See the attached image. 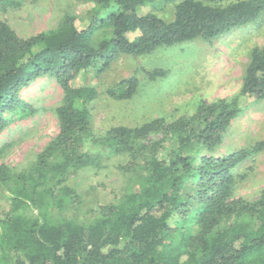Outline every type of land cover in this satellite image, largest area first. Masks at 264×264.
Returning <instances> with one entry per match:
<instances>
[{
	"label": "trees",
	"instance_id": "trees-1",
	"mask_svg": "<svg viewBox=\"0 0 264 264\" xmlns=\"http://www.w3.org/2000/svg\"><path fill=\"white\" fill-rule=\"evenodd\" d=\"M223 1L75 0L86 7L81 28L72 10L55 29L28 39L0 18V134L14 119L32 114L21 94L39 80L52 79L62 91L58 134L34 167L16 174L0 165V185L10 186L13 195L0 220V264H264V191L251 202L233 197L235 170L264 151V140L250 151L216 154L231 123L248 109L241 101L264 100V45L249 53L232 99L200 103L192 116L172 122L156 118L113 128L104 137L91 130L88 106L97 92L75 85L81 74L104 73L123 56L217 41L264 16V0ZM15 5L0 0V14ZM168 8L170 21L157 14ZM130 34L137 36L130 40ZM146 75L155 82L167 72ZM118 88L108 96L130 100L138 81L131 77ZM87 142L98 152L83 151ZM118 157L126 159L121 172L137 178L130 194L99 206L90 221L48 213L62 206L76 212L80 200L66 185L68 177L101 170ZM29 206L38 216L25 214Z\"/></svg>",
	"mask_w": 264,
	"mask_h": 264
},
{
	"label": "rangeland",
	"instance_id": "rangeland-1",
	"mask_svg": "<svg viewBox=\"0 0 264 264\" xmlns=\"http://www.w3.org/2000/svg\"><path fill=\"white\" fill-rule=\"evenodd\" d=\"M13 1L17 5L1 13L0 18L21 39L55 29L61 18L72 10L78 15L77 26L82 27L81 16L86 7L76 4L75 0ZM236 1L246 0H224L221 5ZM157 14L170 21L172 8ZM136 36L128 35L130 40ZM263 45L264 16L261 21L247 24L217 41L197 39L160 48L143 57L123 56L104 73L81 74L75 85L91 87L97 92L96 99L88 106L93 135L104 137L113 128H136L156 118L172 122L192 116L200 103L232 99L240 90L249 53ZM155 69L165 70L166 77L151 82L146 73ZM131 77L138 81L133 98L117 100L108 96L109 90L118 91L119 84ZM21 97L31 107L32 114L14 119L0 134V148L3 149L0 165L16 174L28 173L34 167L37 155L57 136L56 109L60 106L62 91L54 80L45 78L24 91ZM241 103L248 105V109L224 134L216 152L219 156L250 151L257 142L264 140V100L255 102L248 98ZM83 151L96 153L98 148L87 142ZM125 163L126 159L118 157L106 161L101 170L72 173L66 185L77 193L79 208L74 212L60 206L59 209L49 208L48 213L79 222L92 220L99 206L115 204L136 188L137 178L124 175L120 170ZM9 187L0 185V220L11 209L13 195ZM263 191L264 151L249 155L237 167L233 197L251 202ZM38 213L32 206L25 210L30 217H36Z\"/></svg>",
	"mask_w": 264,
	"mask_h": 264
}]
</instances>
